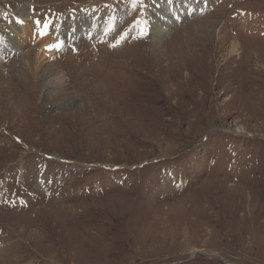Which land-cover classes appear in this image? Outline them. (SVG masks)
I'll list each match as a JSON object with an SVG mask.
<instances>
[{
  "label": "rangeland",
  "instance_id": "1",
  "mask_svg": "<svg viewBox=\"0 0 264 264\" xmlns=\"http://www.w3.org/2000/svg\"><path fill=\"white\" fill-rule=\"evenodd\" d=\"M0 264H264V0H0Z\"/></svg>",
  "mask_w": 264,
  "mask_h": 264
},
{
  "label": "bare ground",
  "instance_id": "2",
  "mask_svg": "<svg viewBox=\"0 0 264 264\" xmlns=\"http://www.w3.org/2000/svg\"><path fill=\"white\" fill-rule=\"evenodd\" d=\"M20 13L21 14H19L18 16L19 18L13 21V26L12 28H9V30L15 34L14 35L12 33V35L15 36L16 47H19L20 51H22V54L19 56L21 57L20 61L22 68H24L26 73L33 80L36 77L39 78L41 75L49 74L47 76H51L53 72L52 71L53 64L52 63L49 64L46 62L49 61L51 57H53V54H55V51H57L59 47V44L61 42V40L59 39V33L58 34L54 33L56 36L55 38H52V35L50 36L48 35L49 33H47L48 23L46 21H41L40 19L37 20L34 17L26 15L27 13L25 12L24 13L20 12ZM38 23L40 24L38 25ZM163 28L164 27L159 25L158 29H163ZM56 30L58 31V28L53 27L52 29H50V34H52L53 31L57 32ZM158 41L159 40H157V42ZM235 47L236 46L232 45L231 48L234 49ZM44 63H46V66L42 68L43 66L42 64ZM14 75H18V74L15 73ZM51 83L52 80L49 83H47V85H49L48 88L50 94L54 93L53 89L55 87V85L53 84L50 85Z\"/></svg>",
  "mask_w": 264,
  "mask_h": 264
}]
</instances>
